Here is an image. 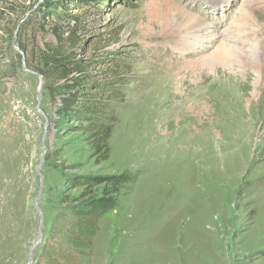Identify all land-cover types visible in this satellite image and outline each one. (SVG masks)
I'll list each match as a JSON object with an SVG mask.
<instances>
[{"label": "rangeland", "instance_id": "374dc122", "mask_svg": "<svg viewBox=\"0 0 264 264\" xmlns=\"http://www.w3.org/2000/svg\"><path fill=\"white\" fill-rule=\"evenodd\" d=\"M49 2L0 0V264H29L39 227L31 264H264V46L252 31L264 0ZM169 2L222 37L187 54L143 40ZM234 24L260 56L244 72L221 64ZM55 48L107 102L101 153L85 122L56 118L48 91L62 83L36 73ZM110 175L133 182L70 255L57 229L83 188L67 181Z\"/></svg>", "mask_w": 264, "mask_h": 264}, {"label": "trees", "instance_id": "16d2710c", "mask_svg": "<svg viewBox=\"0 0 264 264\" xmlns=\"http://www.w3.org/2000/svg\"><path fill=\"white\" fill-rule=\"evenodd\" d=\"M45 1H50V5L55 1L58 5L62 3L59 0ZM85 69L81 63L71 62L55 48L46 50L42 68L36 73L48 83L51 80L62 83L59 88L48 91L50 96L59 98L56 118L63 122H85L86 128L93 134L92 139L97 143L96 151L101 153L111 133L110 126L101 118L107 102L101 101L98 94L87 92L85 82L89 78L84 76ZM132 182L133 178L128 175L81 176L67 181L69 188H83L79 196L67 204L65 209L68 213L60 217L57 229L59 236L66 238L64 243L70 255H79L87 246L85 241H90L98 220L117 206L122 189Z\"/></svg>", "mask_w": 264, "mask_h": 264}, {"label": "bare ground", "instance_id": "6f19581e", "mask_svg": "<svg viewBox=\"0 0 264 264\" xmlns=\"http://www.w3.org/2000/svg\"><path fill=\"white\" fill-rule=\"evenodd\" d=\"M166 1V0H165ZM219 2V1H217ZM159 4V3H158ZM181 4V3H180ZM161 5V4H160ZM159 5V6H160ZM151 6V5H150ZM164 8V7H163ZM161 9V7H160ZM259 14L257 15V25H255V32L253 31L255 35V39L259 46H264V8H260ZM190 11V10H189ZM157 14V13H156ZM159 14V13H158ZM159 25L161 26V32L158 30L157 32L160 34L151 33L145 34V33H139V36L147 41H157L160 40V38H170V40H178L180 44L184 45V50L182 51L183 54H187L186 51L191 50L195 47L200 48L202 46L203 41H209L212 42L211 44H215L216 41H218L222 37V33L216 34V35H210L207 32L206 29V23L201 19L198 15H194L190 12H188L187 9H185L183 6H180L174 2L167 3V11H164L160 16L157 17ZM148 19V18H147ZM153 20V19H152ZM152 23L155 25V23L152 21ZM150 24V23H149ZM141 26V25H140ZM146 28V27H145ZM144 29V28H143ZM140 30V28H139ZM153 30V29H152ZM154 31V30H153ZM171 31V32H170ZM248 32V29L241 26L240 24H234L232 33H230L226 39L228 42L229 47V55L226 57L221 58V64L224 66H236L237 68L246 71L245 66L248 62L257 64L258 58L260 56H250V52L253 53V45H250L247 43V41L242 40ZM170 34V35H168ZM250 35V34H249ZM138 36V37H139ZM169 36V37H167ZM239 37H241L239 39ZM254 37V36H253ZM177 41V43H178ZM223 41V40H222ZM161 42V41H160ZM168 42V41H167ZM221 42V41H220ZM251 42V41H250ZM255 42V41H254ZM170 44V43H169ZM257 44V45H258ZM182 45V46H183ZM223 45V44H222ZM225 45V44H224ZM227 48V47H226ZM183 49V47H182ZM228 50V49H227ZM257 50V49H256ZM260 53V52H259ZM221 56V55H220ZM264 56V55H263ZM222 57V56H221ZM262 57V56H261ZM209 60V59H208ZM213 61V60H212ZM219 61V60H218ZM262 62V61H261ZM207 59H198L196 62V65L203 66L207 65ZM210 64V63H209ZM208 64V65H209ZM264 64V63H263ZM188 65V62L184 63L182 66H180V69L185 68ZM195 65V64H194ZM250 65V63H249ZM262 65V64H261ZM210 66V65H209ZM257 66V65H256ZM260 66V65H259ZM182 67V68H181ZM194 67V66H193ZM197 67V66H196ZM208 67V66H207ZM248 67V66H247ZM246 67V68H247ZM253 67V66H251ZM230 68V67H229ZM233 68V67H232ZM259 68V67H257ZM183 71V70H182ZM257 71V70H256ZM258 74V72H257ZM263 75V74H261ZM260 77V76H259ZM257 77V81H258ZM3 123V122H2ZM9 125V124H8ZM1 134V133H0ZM5 137V136H3ZM5 139V138H4ZM3 141V140H2ZM5 141V140H4ZM3 141V142H4ZM2 142V143H3ZM5 144V142H4ZM3 145V144H2ZM7 145V144H6ZM13 145V144H11ZM4 146V145H3ZM14 146V145H13ZM10 148H8L9 150ZM13 149V148H11ZM6 150V149H5ZM7 150V151H8ZM12 151V150H11ZM7 153V152H6ZM10 153V152H9ZM17 153V152H15ZM14 153V154H15ZM4 154V153H3ZM10 155V154H9ZM3 156V155H1ZM13 157V156H12ZM15 157V156H14ZM7 158V157H5ZM19 158V157H18ZM16 158V159H18ZM14 159V158H13ZM12 159V160H13ZM3 161V160H2ZM18 161V160H17ZM1 187V186H0ZM1 193V192H0ZM2 198V197H1ZM2 202V201H1ZM1 221V220H0ZM1 226V224H0ZM9 236V235H8ZM6 238V237H5ZM8 242L9 238L7 237ZM5 240V239H4ZM6 243V242H5ZM4 243V244H5ZM1 244V243H0ZM3 244V243H2ZM1 244V247L3 245ZM7 244V243H6Z\"/></svg>", "mask_w": 264, "mask_h": 264}, {"label": "water", "instance_id": "95a60500", "mask_svg": "<svg viewBox=\"0 0 264 264\" xmlns=\"http://www.w3.org/2000/svg\"><path fill=\"white\" fill-rule=\"evenodd\" d=\"M41 89H42V84L40 86V92H41ZM43 152H44V148H43ZM39 212V211H38ZM41 216V215H40ZM40 220H42V216L40 217ZM41 239V234H40V227H39V233H38V238H37V243L32 247L31 251H30V255H29V264L32 263V251L34 250V248L36 247V245L39 243Z\"/></svg>", "mask_w": 264, "mask_h": 264}]
</instances>
